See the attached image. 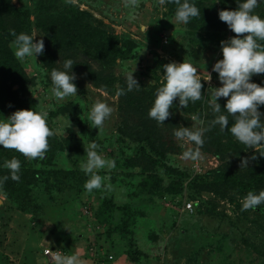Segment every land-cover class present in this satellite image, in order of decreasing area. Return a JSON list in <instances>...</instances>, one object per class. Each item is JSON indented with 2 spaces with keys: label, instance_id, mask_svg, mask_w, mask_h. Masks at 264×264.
I'll return each mask as SVG.
<instances>
[{
  "label": "rangeland",
  "instance_id": "obj_1",
  "mask_svg": "<svg viewBox=\"0 0 264 264\" xmlns=\"http://www.w3.org/2000/svg\"><path fill=\"white\" fill-rule=\"evenodd\" d=\"M202 1L192 0L196 5ZM9 5L19 13L6 12ZM176 8L174 0L163 6L158 0H137L136 7L126 6L125 0H1L0 27L13 36L22 30L20 25H28L23 33L36 31L41 36L36 39L42 38L44 47L49 45L48 30L62 47L74 43L75 54L82 47L101 54L99 59H104L102 63H107L117 80H126V74L135 70L134 78L145 86L164 82L162 65L190 62L202 79L211 75L210 81H201L204 97L187 108L178 105L174 113L178 127L195 128L200 125L191 119L193 114L204 122L215 117L209 88L221 85L211 69L222 59L220 42L236 34L187 30L186 25L175 22ZM256 11L264 18V4ZM141 24L149 25L145 33L139 30ZM6 43L0 36V118L17 110H46L55 134L48 138L43 159L29 160L31 167L19 174V181L9 177L0 186V264H39L41 250L50 247L64 249L67 255L75 253L84 264H106V252L119 260L117 264H133L126 258L131 247L145 253L149 264H264V204L256 210H242L249 191L258 194L264 190L258 182L264 178L261 149L255 153L230 132H221L219 125L210 123L201 159H183L182 153L193 145L182 146L174 129L160 131L155 158L144 152L134 159L127 157L131 149L116 140L120 125L116 95L94 89L77 75L78 96L57 102L50 91L53 69L39 56L19 61L13 44ZM45 59L58 65L64 57L58 52L51 60L46 53ZM252 82L264 86V74L254 75ZM226 99L218 100L222 109ZM98 100L113 108L99 130L92 128L88 118ZM66 101L71 104L61 112L55 110ZM259 110L264 113V106ZM233 122L229 116V126ZM93 141L105 159L114 157L119 162L112 169L99 170L104 186L88 192L84 189L88 176L80 163L86 158L84 149ZM225 147L234 159L230 170L221 168L215 154ZM253 154L257 158L240 168L241 158ZM13 157L24 169L26 157L0 146V165ZM126 162L135 168L126 169ZM5 175L9 170L0 167V176ZM213 178L219 180L216 188L224 196L199 190ZM168 190L175 193L172 200L163 198ZM188 201H195V208L184 216L182 207ZM174 211L179 212L176 221L171 216ZM98 255L101 259H96Z\"/></svg>",
  "mask_w": 264,
  "mask_h": 264
},
{
  "label": "clouds",
  "instance_id": "obj_2",
  "mask_svg": "<svg viewBox=\"0 0 264 264\" xmlns=\"http://www.w3.org/2000/svg\"><path fill=\"white\" fill-rule=\"evenodd\" d=\"M126 6L136 7L137 0H125ZM171 0H158L163 6ZM177 5L174 20L177 24L187 25L192 18L201 15V9L192 0H174ZM236 10H220L219 20L227 25V28L236 35L226 41L220 42L222 59L217 60L211 71L217 73V79L221 86L212 89L211 105L214 119L210 122L212 126L219 125L220 131H228L241 144L248 149H261L259 155L264 157V113L259 109L264 106V86L252 82V77L264 74V18L254 13L259 4L264 0H236ZM149 26V25H148ZM146 25L141 24L139 30L146 32ZM15 40L12 42L15 48V57L23 62L25 58L36 57L44 54V40L36 39L39 35L36 31L31 34L12 33ZM41 37V36H39ZM35 40V42H34ZM60 63V61L58 62ZM74 61L71 58L63 60V70L53 69L50 73L52 87L50 89L52 98L63 101L68 97L77 95V87L74 83L76 75L73 72ZM162 86L155 92V99L148 111V117L156 121L158 125H164L173 108V102L178 99V105L187 108L189 103H195L204 97L202 95L203 81L198 74V69L190 62L183 60L182 63L170 62L162 65ZM135 71V70H134ZM126 74V88H117L115 95L123 96L133 90L140 91L138 81L133 72ZM227 98L224 108H221L218 100ZM11 106V105H9ZM113 108L103 101L95 102L89 112V120L92 128L100 129L105 120L110 117ZM229 116L233 117V123L229 126ZM191 119L196 121L199 127L189 128L184 126L174 127V137L183 144H191L182 153L185 160L196 161L202 158L200 149L203 147L204 133L209 128L204 126V121L197 114ZM69 120V119H68ZM48 112L46 110L34 111L17 110L9 117L0 118V146L2 149H12L22 154L29 160L43 159L49 148L48 138L53 136L54 130L48 125ZM70 123V121H69ZM71 126V125H70ZM99 145L96 142L88 144L84 149L86 158L80 163L81 170L88 176L84 189L91 192L101 189L103 177L98 174L101 169H112L115 167L113 159H105L98 152ZM257 157L241 158L240 168L248 167L250 160ZM0 167L9 170V175L0 176V186L9 179L19 181L21 162L16 157L5 160ZM264 204V190L259 193L249 191L242 202V210H256L259 205ZM50 252L49 249H46ZM48 259H41L39 264H84L79 255L63 254L61 251L50 252Z\"/></svg>",
  "mask_w": 264,
  "mask_h": 264
},
{
  "label": "trees",
  "instance_id": "obj_3",
  "mask_svg": "<svg viewBox=\"0 0 264 264\" xmlns=\"http://www.w3.org/2000/svg\"><path fill=\"white\" fill-rule=\"evenodd\" d=\"M1 2V0H0ZM207 5V6H206ZM198 8L201 9V15L196 18H192L190 22L186 25L187 30H192L193 28H198L200 31L203 32H211V33H218V32H226L231 31L227 28V25L219 20L218 12L220 10H236L238 5L236 4V0H204L199 5H197ZM208 7V8H207ZM204 9H206L205 12ZM12 12V13H19L18 10L11 7L9 5L6 12ZM0 14H3L2 10L0 11ZM257 11L255 12V14ZM79 15L81 13H78ZM82 15V14H81ZM82 21V20H79ZM20 25V22H18ZM22 26V30L18 33H22L23 28L27 27L28 25ZM232 32V31H231ZM235 34V33H231ZM0 36L3 38H6L7 43L6 45L13 44L12 42L15 40V36H10V33L7 34L5 32L4 27H0ZM46 39H48L46 42L49 43L47 47H44V53H49V59L52 60L55 53H60L64 59L71 58L73 61L76 58V55L78 57V62H74L73 65V72L77 76H81L82 79L89 82L91 86L94 89H97L99 91H102L108 95H115L114 91L115 86L118 85V88H126V80L125 79H118L115 77L112 72L107 68V63L103 64L102 60L99 59L102 55H96V52L92 53L90 52V48L87 50V48H81L80 53L75 54V47L74 43L68 44L65 48L62 47L61 42L58 41V38L50 31H45ZM8 47V46H6ZM75 47V48H74ZM52 53V54H51ZM45 54L39 55L40 59L42 60L43 64H45L46 67L52 68V69H59L63 70V63L55 65L56 63L52 61H46ZM52 56V57H51ZM10 60L6 59V62H9ZM13 61V59L11 60ZM42 76V74H41ZM43 77V76H42ZM46 81V78H43V81ZM138 81V80H137ZM48 83V82H47ZM77 87V80L74 82ZM164 82L162 83H156L151 86H145L140 81H138L139 86L142 88L140 91L133 90L131 92H128L126 95L123 96H117L118 98V106H117V112L120 119V125L117 129V135L116 140L120 144H124L126 149H131V153L128 155L126 153V150L124 152L126 153L127 157H133V159L138 156H141V153H145L147 157H156L158 144L161 140V130L164 129H174V127H178L175 120L177 119V115L175 117L174 113H176V107H178V99L173 102V108L170 109V113H172L169 118L164 121V125H158L155 120L150 119L148 117V111L151 108L153 101L155 99V92L156 89L160 86H162ZM70 101H66L61 105L59 109H55L61 112L64 107L70 105ZM63 107V108H62ZM210 122L207 119L205 121V126L209 128ZM216 126V125H215ZM208 134V131L206 132ZM209 138V135H207ZM227 151V152H226ZM228 148L216 149L215 154L219 157L221 164V168L230 170L233 167L232 161L234 159H230V153ZM123 154V153H122ZM237 160L239 158L236 157ZM113 160L115 161V164L119 162L116 160V158L113 157ZM121 161V160H120ZM126 169L135 168L131 163L126 162ZM122 165V164H121ZM24 169H20L19 174H23L29 167H31V162H29V159L24 162ZM138 169V168H136ZM140 171V168L138 169ZM224 171V170H223ZM258 179V178H257ZM259 184L261 186H264V178L259 179ZM10 181H7V184H9ZM182 183V182H181ZM217 183H219V180L216 178H213L209 183H206L205 186H201L199 188L200 191L210 192L214 193L215 195L224 196L223 193H221L220 189L216 188ZM182 188L180 187V190ZM186 192V191H185ZM180 193V192H179ZM178 195V194H176ZM183 195V194H182ZM163 198L172 200L175 196V193H172L171 191H166L163 194ZM168 199V200H169ZM192 202V211L193 213L195 208V201H188ZM178 208L182 207V204L176 205ZM183 208V207H182ZM172 212V211H171ZM178 213L174 211L173 214L171 213L172 218L176 221L178 218ZM184 216L189 215V212H183ZM181 214V213H180ZM183 215V214H182ZM101 218V217H100ZM56 248V247H55ZM128 249L126 258L131 261L133 264H149V260L146 258L145 253L141 251ZM64 251V249H60ZM107 251V250H106ZM66 253V251H64ZM117 253V252H116ZM68 254V253H66ZM109 254V253H108ZM106 252L105 260L106 264H114L115 257L113 255H108ZM129 255V257H128ZM111 257V259H109ZM119 257V256H118ZM121 258V254H120ZM96 259H101V256H97Z\"/></svg>",
  "mask_w": 264,
  "mask_h": 264
},
{
  "label": "built area",
  "instance_id": "obj_4",
  "mask_svg": "<svg viewBox=\"0 0 264 264\" xmlns=\"http://www.w3.org/2000/svg\"><path fill=\"white\" fill-rule=\"evenodd\" d=\"M182 211L183 212H189L191 213L192 211V202H188L186 203L183 208H182ZM46 249H49L50 252H54V251H61L63 254H66L64 251L60 250V249H56V248H53V247H50V248H45V249H42L41 250V257L43 259H48L50 256H51V253L50 252H47ZM67 255V254H66ZM109 259H111V257H109ZM115 264V262H114Z\"/></svg>",
  "mask_w": 264,
  "mask_h": 264
},
{
  "label": "crops",
  "instance_id": "obj_5",
  "mask_svg": "<svg viewBox=\"0 0 264 264\" xmlns=\"http://www.w3.org/2000/svg\"><path fill=\"white\" fill-rule=\"evenodd\" d=\"M40 258H41V257H40ZM41 259H43V258H41ZM118 261H119V260H116V261H115V264H117V263H118ZM92 263H93V261H92Z\"/></svg>",
  "mask_w": 264,
  "mask_h": 264
}]
</instances>
